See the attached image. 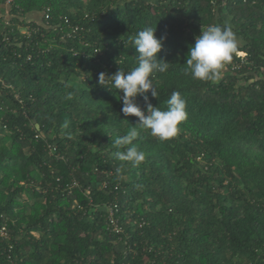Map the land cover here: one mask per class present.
<instances>
[{
    "label": "trees",
    "instance_id": "1",
    "mask_svg": "<svg viewBox=\"0 0 264 264\" xmlns=\"http://www.w3.org/2000/svg\"><path fill=\"white\" fill-rule=\"evenodd\" d=\"M47 7L48 20L24 18ZM58 15L81 34L67 37ZM5 20L0 264H264V0H13ZM225 22L247 62L231 70L234 55L215 82L184 75L201 30ZM26 25L39 28L27 36ZM145 27L166 36L158 58L170 63L151 104L166 110L173 91L186 100L187 119L165 141L98 83L136 66L129 38ZM136 103L147 115L143 96ZM133 126L139 166L116 159L129 146L112 143ZM112 201L127 238L106 228Z\"/></svg>",
    "mask_w": 264,
    "mask_h": 264
},
{
    "label": "clouds",
    "instance_id": "2",
    "mask_svg": "<svg viewBox=\"0 0 264 264\" xmlns=\"http://www.w3.org/2000/svg\"><path fill=\"white\" fill-rule=\"evenodd\" d=\"M155 33L156 28L145 27L130 37L132 46L138 53L136 66L127 72L120 68L110 76L101 72L98 83L110 91L115 89L119 92L118 100L122 102L121 112L124 116L137 117L136 125L148 130L159 141H165L177 136L180 124L187 119L186 100L178 91H173L166 101V110L153 106L149 100L147 93L150 92L153 98H158L159 95L154 83L156 74L166 73L170 65L158 58L166 36L157 38ZM239 46L240 41L229 22L222 26L210 25L201 30L195 43L189 47L185 62L187 67L182 71L194 80L215 82L225 64L239 54ZM137 96H143L147 115L136 103ZM64 127H67V123ZM138 135L137 127L133 126L126 135L112 141L116 148L129 146L125 151H117L116 159L130 162L134 166H139L146 159V154L133 144Z\"/></svg>",
    "mask_w": 264,
    "mask_h": 264
},
{
    "label": "built area",
    "instance_id": "3",
    "mask_svg": "<svg viewBox=\"0 0 264 264\" xmlns=\"http://www.w3.org/2000/svg\"><path fill=\"white\" fill-rule=\"evenodd\" d=\"M12 1L13 0H4V2L7 5H10ZM49 10H50L49 7L45 8V10H42L43 19L48 20L50 18ZM58 20L65 23L66 28H67V30L65 31V34L67 37H76V36L80 35L81 32L83 31V27L80 24L70 23L68 18H63L61 15H58ZM8 21L9 20H5V23H8ZM46 24H48L47 21L43 22L42 26L46 25ZM38 28H39V26L26 25L23 28H21L20 32L22 34L30 36L31 32L38 30ZM238 52H239V54L236 56H237V58H239V60L236 61L235 63H233V65L231 66V70L239 69L244 63L247 62L246 61V54L243 51H238ZM261 73H262V75L264 74V68H261ZM2 85H3V87L8 88V86L4 85L3 82H2ZM14 97L16 99L20 100L18 94H15ZM75 184L76 183H73V185H75ZM102 185H103V187L105 186L104 183H102ZM104 208H105L104 218H105L107 230L110 231L111 233L118 235L119 237L127 238V236H128L127 232L124 230L123 224L121 223L120 215L118 214L119 209L117 206V202L112 201L108 204H105ZM139 226H141V225L139 224ZM6 236H7V230H6V227L3 225L0 228V238L3 239ZM154 261H155L154 259L144 260L138 264H152Z\"/></svg>",
    "mask_w": 264,
    "mask_h": 264
},
{
    "label": "crops",
    "instance_id": "4",
    "mask_svg": "<svg viewBox=\"0 0 264 264\" xmlns=\"http://www.w3.org/2000/svg\"><path fill=\"white\" fill-rule=\"evenodd\" d=\"M41 13H42V11H41ZM41 13H40V17L39 18H36L33 15V12L30 13L29 20L40 22L42 20L41 19L42 18ZM0 15H2L6 20H9V5H7L5 2L1 3V1H0Z\"/></svg>",
    "mask_w": 264,
    "mask_h": 264
},
{
    "label": "rangeland",
    "instance_id": "5",
    "mask_svg": "<svg viewBox=\"0 0 264 264\" xmlns=\"http://www.w3.org/2000/svg\"><path fill=\"white\" fill-rule=\"evenodd\" d=\"M40 13H41V11H40ZM40 13L36 11V12H33V15H34L36 18H39V17H40ZM41 15H42V13H41ZM29 17H30V13H27V14L24 16V18H27V19H29ZM40 25H42V23H41Z\"/></svg>",
    "mask_w": 264,
    "mask_h": 264
}]
</instances>
